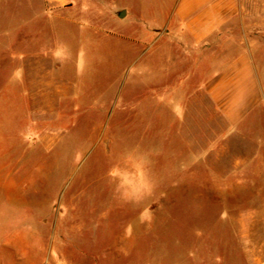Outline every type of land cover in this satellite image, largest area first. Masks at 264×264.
I'll return each instance as SVG.
<instances>
[{
	"label": "rangeland",
	"instance_id": "rangeland-1",
	"mask_svg": "<svg viewBox=\"0 0 264 264\" xmlns=\"http://www.w3.org/2000/svg\"><path fill=\"white\" fill-rule=\"evenodd\" d=\"M143 3L77 1L50 60L0 49V264H264V104L230 126L196 60L119 57Z\"/></svg>",
	"mask_w": 264,
	"mask_h": 264
},
{
	"label": "crops",
	"instance_id": "crops-1",
	"mask_svg": "<svg viewBox=\"0 0 264 264\" xmlns=\"http://www.w3.org/2000/svg\"><path fill=\"white\" fill-rule=\"evenodd\" d=\"M77 1L0 0L4 59L50 60L51 52L59 54L52 41L60 32L56 24L92 11L76 9ZM120 11L119 57L148 60L149 81L153 60H196L199 84L193 95L207 96L230 126L263 106L264 43L251 36L264 32V0H156L155 6L143 3L136 11ZM67 54L59 60H68ZM201 64L209 67L205 74H197ZM192 77L177 78L166 89L169 95H188L184 85ZM177 106L174 111H183Z\"/></svg>",
	"mask_w": 264,
	"mask_h": 264
}]
</instances>
